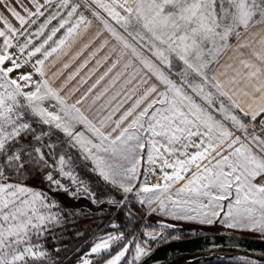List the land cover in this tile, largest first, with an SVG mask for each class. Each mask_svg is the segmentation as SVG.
Instances as JSON below:
<instances>
[{
  "label": "snow or ice",
  "instance_id": "snow-or-ice-1",
  "mask_svg": "<svg viewBox=\"0 0 264 264\" xmlns=\"http://www.w3.org/2000/svg\"><path fill=\"white\" fill-rule=\"evenodd\" d=\"M30 2L35 11L24 8L26 18L0 0V6L21 25L18 29L0 17L4 24L0 29V264H57L45 241L50 233L56 239L54 230L68 223L73 212L51 192L104 203L76 173L72 157H66L65 150L57 156L54 132L62 133L68 147L91 162V172L123 194V199L108 203L123 206L129 217L135 215L131 195L150 212L174 220L218 222L229 229L264 234V0H91L118 26L92 10L117 42L102 60L117 52L118 59L74 103L61 91L108 41L56 88L53 84L61 70L48 76L46 61L54 54L67 55L92 21L83 13L75 16L79 4L69 8L70 0H59L29 35L28 19L35 24L53 0ZM85 6L91 7L88 0ZM65 9L67 16L58 26L28 50L31 36H40ZM61 29L64 34L46 50ZM21 36L25 42L14 45L13 39ZM13 47L20 55L11 51ZM88 47L84 44L72 59ZM129 53L125 71L118 72L92 103L136 62L139 68L121 85L127 91H118L89 119L79 105ZM37 54L41 58L32 63ZM5 63L11 66L4 67ZM101 63L97 60V68ZM29 64L31 72L21 71ZM69 66L64 63L62 68ZM96 70L91 69L89 77ZM13 72L19 73L16 78L10 75ZM86 82L81 78V84ZM121 96L107 115L101 114ZM133 97L131 107L114 119ZM35 175L43 176L47 191L27 182ZM149 175L156 176L157 182L149 183ZM176 184L180 186L173 193ZM159 223L162 229L173 227ZM144 235L164 238L155 230H145ZM123 239V233L99 237L77 264H93L90 256L108 253ZM142 244L135 242V255L128 264L148 255ZM128 250L125 244L104 264H120Z\"/></svg>",
  "mask_w": 264,
  "mask_h": 264
},
{
  "label": "rangeland",
  "instance_id": "rangeland-1",
  "mask_svg": "<svg viewBox=\"0 0 264 264\" xmlns=\"http://www.w3.org/2000/svg\"><path fill=\"white\" fill-rule=\"evenodd\" d=\"M39 2L43 3V0H39ZM57 3H59V0H53L52 6L48 9L47 12H45V15L43 17H40L39 19H37V22L35 24H32L31 19H28V23L25 25V27L28 28V34L29 35L34 33L39 28L40 24H42L44 22V20L47 18V16L50 15L53 10H55V5ZM88 3L91 5L90 8L85 6V0H70L69 8H70L71 4H79L80 5L75 16H79L81 13H83L89 20L92 21V25L87 32H98L99 31V32H105L107 35L111 36L106 30L103 29V25L100 23V21L97 20L95 17H93L92 10L99 12L100 15L103 16L105 19H109V22L112 23L114 27H118V26H116L115 22L111 21V19L109 17H107V14L104 13L101 9H99L95 4H91V0H88ZM4 4H6L8 7H14L18 12H20L21 15H24L26 18H27V14L24 12V8H28L31 11H35V8L32 5V3L30 2V0H4ZM67 11H68V9L61 11L60 17H58L56 20H53L45 28L44 32L40 36H38V37L37 36H31L33 43L29 46L28 50H31L32 48H34L38 44L42 43L43 40L47 37V35L51 33L52 28L58 26L59 20L65 18L67 16ZM75 16L73 17V22L75 20ZM0 17H4L5 19H7L14 27H16L18 29L21 28L19 21L16 20L13 16H11V14L3 6H0ZM32 19H35V18L33 17ZM3 28H4L3 21L0 20V29H3ZM63 34H64V29H61L57 33V35L53 38V41H50L49 44L45 46V49L47 50L48 48L52 47L54 45V41L59 39V37L62 36ZM24 42H25L24 36L19 37V39H15V38L13 39V44L17 45V46L19 44H23ZM2 43H3V39L0 38V44H2ZM11 51L13 53H16L17 55H20L17 51V47H13L11 49ZM55 55L56 54H54V56ZM40 58H41L40 54H37L36 57L32 58V63H34L36 59H40ZM130 58H131V55L129 53V55L126 56L121 61H125V60H128ZM51 60H52V57H50L49 60L46 61V65H45L46 72H48V69H49L50 64H51ZM10 66H11L10 63H5V65H4V67H10ZM21 71L31 72L32 71L31 64L24 67ZM18 74L19 73H17V72H13L10 75L12 76V78H16V76ZM34 79L38 80V79H40V77L34 76ZM48 103L51 104L53 102L49 101ZM53 110H55V109H53ZM80 127H79V125L77 126L78 129ZM237 134H239V133H237ZM52 140L59 145L56 148L57 156L60 154L61 150H65L64 151L65 156L66 157L67 156L72 157L73 165L75 167L76 173L79 174L81 179H83L85 182L88 183L91 191L95 193V198L97 200L104 201V203L94 204L91 202L90 198H83V197H81L79 199L73 198V197L69 196V194L67 192L61 191V192H51L50 193V195L54 196L65 209L73 212V216L68 223H66L63 227H57L54 230V234L56 236V239L53 240L52 239L53 233H50L48 236V239L45 241V245L47 247V250L49 251L51 257L57 262L65 254H67L69 249L73 246L74 239L78 238L79 236H83V234H86V233L90 234V233L94 232L99 227L98 226L99 224L105 222V220H104L105 217H108L113 212V210L118 208L115 204L108 203L109 200L119 201V200L123 199L124 197H123V194L121 192H119L117 189L113 188L110 184L105 183L102 179H101L102 182L96 181V180L90 181L88 179V177L85 176V172H91L90 171V169L92 167L91 162L90 161L86 162V161L82 160L80 157V153L76 149L68 147L67 141L65 140L62 133L54 132ZM91 173H93V172H91ZM56 175L58 176V174H56ZM27 182L30 185H32L33 187L44 189L45 191L48 190V185L43 181L42 175H35L31 179H29ZM62 182L65 184H69V185L71 184V182L68 180H63ZM110 187H112L113 190L109 189ZM71 190L75 191V188L73 187ZM62 199L68 200V201L71 200L72 202L80 200V199L86 200L89 202L90 207L87 208L86 206H83V205H73V207H72L71 205L64 204L62 202ZM129 199L132 201V197H129ZM132 205L133 204L131 203L130 207L133 210H137V213H135V216H140L143 218V220L146 219L149 215L153 216V218L148 219V224L151 225V228L143 229L142 238L136 239V237H135V239H134V237H133L131 239V241L133 239L134 240L131 243V247L129 248L130 250H128L126 256L124 258H122V260H123L122 264H128V261L134 257V255H135V242H137V241L143 242L142 246H144L148 249V245L150 243H158V242H160L162 240H166V239L167 240L180 239L183 235L193 236V234H195V233L204 234V233L210 232V231L208 232V230L205 229L206 226L199 227V226L193 225L194 227H184L183 225H181L180 229H182L183 232H176V233L169 235V233H168V231H166V229L167 230H170V229H168V228L162 229L161 226L158 224V221H164L165 219H162V218H160L154 214H149L147 217H144L142 214V209L141 208L140 209L139 208H133ZM91 217H94L96 219L91 220ZM66 219H67V215H66ZM165 221H169V223L175 222V221H170V220H165ZM173 224H175V223H173ZM145 230H148V231L155 230L157 232H162L164 238L163 239L157 238L156 240H152L150 237H146L144 235ZM236 233H242V231H238ZM96 242H98V240ZM56 249H59V251H56ZM116 253H114L112 256H114ZM96 256L97 255L94 254V255L90 256L89 259H94ZM111 257L105 259V261L110 259ZM105 261H103L101 264H104Z\"/></svg>",
  "mask_w": 264,
  "mask_h": 264
},
{
  "label": "crops",
  "instance_id": "crops-1",
  "mask_svg": "<svg viewBox=\"0 0 264 264\" xmlns=\"http://www.w3.org/2000/svg\"><path fill=\"white\" fill-rule=\"evenodd\" d=\"M100 33H101L100 36L96 37V35H95L96 32H87L83 35L82 38H80L78 40V43L76 45H74L70 50H66L67 55H65L63 53H59V54H56L55 56L54 55L52 56L51 64H50V67L48 69L47 74H48V76H51L53 72H57L58 70H61V75L59 76L58 79L55 80V82L53 84L54 87L60 88L61 85L64 84L65 81L67 80V77L71 73L75 72L76 69L79 67V65L81 63H83V61L85 59H88L89 54L91 52H93L97 48H99L100 45L105 40L108 41L107 45L104 48H102L95 55V57H93L91 60H89L88 65L84 69H82L74 79H72L71 81H68L66 86L61 91V95H70V98L68 100L69 103H74L76 100H78L82 96H84V94L88 91V89L92 86V84H94L95 81L108 69V67L112 64V62L118 59V52H117V53H113L110 56L109 60H107V61L102 60V58L105 55H108L111 52L112 47L114 45H116L117 42L111 36L107 35L105 32H100ZM90 41H91V43H89ZM84 44H89V47L86 48L80 54L79 57H77L75 60H73L72 59L73 55H75L76 52H79L81 47ZM97 60L102 61V63L100 64V66L98 68H97V64H96ZM53 61H55L54 66H53ZM126 62H127V60L121 61L120 64H118L117 67L115 69H113V71L103 81H101V83L92 91V93H90L88 95L87 99L83 100V102L79 105L81 110L85 112V114L89 117V119H94L97 115V112L101 109V106L107 104L109 99L112 96H114L118 91H121L122 93H123V91H127V89L122 90L121 85L124 83L125 80L130 78L129 74L134 73L139 68L138 63H136V62H134V67L128 68L126 70V74L123 77H121V79L118 80L117 83L113 87L109 88V91L104 96H102L100 100L96 101L95 104L92 103L93 97H95L106 86H108L109 81L118 72L125 71L124 70V64ZM64 63H68L70 66L67 69H63L62 65ZM93 68H96L97 70L94 73H92L89 77L90 70ZM81 78H85L87 82L84 84H81L80 83ZM133 84H135V81L133 82ZM131 87H133V85H128V88H131ZM73 89H76V91L74 93H72ZM139 94H142V93H138L137 95H139ZM121 98H122V96L118 97L117 100L113 101L112 105L109 106L107 108V110L101 114L107 115L108 112L111 111V107H114L117 103H119V100ZM134 99H135V97H133V100H130L126 104H124V106L121 108V110L118 113H116L114 119H118L119 116L122 115L125 110H127L129 107H131L132 103L134 102ZM191 150L192 149H190V151ZM167 170L171 171L170 169H167ZM159 174H160L159 169H157V175H159ZM148 182L149 183H156L157 182L156 176L149 175ZM179 186H180L179 184L174 185L173 188L171 189V191L173 193H175L176 188H178ZM129 197H132L133 208H139V209L141 208L142 214L144 217H147L149 214H154V215H156L162 219H165V220L190 224V225L199 226V227L216 225L219 227V230L217 233H229V234H237V235H243V236L264 238V234H261L260 232L248 231V230H242V229H229V228L222 226L218 222L214 223L212 225H208V224H200L198 221L174 220L168 216L160 214L159 212H150L147 206H142L139 203H137L136 198L134 196L130 195ZM204 202L207 203L206 200ZM224 203L226 205L227 202H224ZM153 206H156V205L154 204ZM133 211H134V213H137V210H133ZM238 231H242V233H236ZM197 234H200V233H195L193 235H197Z\"/></svg>",
  "mask_w": 264,
  "mask_h": 264
},
{
  "label": "trees",
  "instance_id": "trees-1",
  "mask_svg": "<svg viewBox=\"0 0 264 264\" xmlns=\"http://www.w3.org/2000/svg\"><path fill=\"white\" fill-rule=\"evenodd\" d=\"M85 176L88 177L90 181H101L98 175L85 172ZM109 189L113 190L112 187ZM64 204L71 205H83L87 208L90 207V204L86 200H77L72 202L71 200H63ZM76 202V203H75ZM153 218V216L149 215L146 219L143 220L140 216H127L125 215V208L122 206L120 208H116L113 212L105 217V222L99 224L98 228L92 233L83 234V236H79L74 239L73 246L69 249L67 254H65L57 264H76L77 261L87 253L91 246L98 240L99 237L106 236L108 234L119 235L121 233L124 234V239L122 241L117 242L112 245L110 251L108 253H101L99 256H96L93 260V264H101L105 259L111 257L114 253L120 251L125 244H129V248L131 247V239L136 237V239L142 238V231L146 228H151V225L148 224V219ZM96 218L91 217V220H95ZM165 221V220H164ZM169 222V221H166ZM178 225H183L184 227H194L190 224H184L179 222H171ZM92 224V223H91ZM115 224L116 227L113 228L112 225ZM205 229L208 230L209 233H217L219 227L216 225L206 226ZM169 235L176 232H183L182 229L178 230H167ZM189 237V235H183L181 238ZM133 239V240H134ZM132 240V241H133ZM166 240H162L158 243H150L148 245V251L153 247L165 242ZM130 250V249H129ZM127 254V253H126ZM123 260L120 264H122ZM250 262H254V264H264V259L252 257L248 255H235V254H222V253H208V254H195V255H183L173 258L162 264H250Z\"/></svg>",
  "mask_w": 264,
  "mask_h": 264
},
{
  "label": "water",
  "instance_id": "water-1",
  "mask_svg": "<svg viewBox=\"0 0 264 264\" xmlns=\"http://www.w3.org/2000/svg\"><path fill=\"white\" fill-rule=\"evenodd\" d=\"M159 222L172 225L173 227L168 228L170 230L181 228L178 224L158 221L159 225ZM208 253L248 255L264 259V238L229 233H204L171 239L150 249L148 255L135 264H162L178 256Z\"/></svg>",
  "mask_w": 264,
  "mask_h": 264
}]
</instances>
